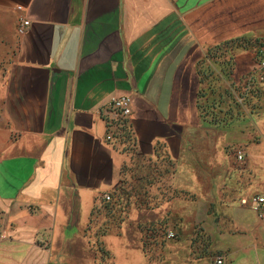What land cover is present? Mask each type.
<instances>
[{
	"label": "crops",
	"instance_id": "crops-1",
	"mask_svg": "<svg viewBox=\"0 0 264 264\" xmlns=\"http://www.w3.org/2000/svg\"><path fill=\"white\" fill-rule=\"evenodd\" d=\"M183 12L203 46L211 37H248L246 57L259 77L252 46H264V0H0V264H96L92 220L124 167L156 155L162 142L179 159L193 95L187 73L176 91L178 44L164 41L162 21ZM262 89L256 120L264 118ZM114 95L134 98V153L105 141ZM263 123L251 149L264 147ZM262 158L249 167L261 191ZM230 212L231 221L201 224L199 241L213 255L186 237L166 251L169 264H264V221L249 206ZM102 244L124 251L113 236ZM130 251L128 264H142L140 249Z\"/></svg>",
	"mask_w": 264,
	"mask_h": 264
},
{
	"label": "rangeland",
	"instance_id": "rangeland-1",
	"mask_svg": "<svg viewBox=\"0 0 264 264\" xmlns=\"http://www.w3.org/2000/svg\"><path fill=\"white\" fill-rule=\"evenodd\" d=\"M180 15L177 22L162 21V37L167 45L178 44L173 59L179 81L176 91L185 90L184 74L189 75L194 113L184 127L191 128L185 133L187 147L175 159L162 142L156 155L136 156L135 162L124 167L121 184L112 195L114 203L104 206L92 220L88 235L97 241L92 248L101 257L96 264H128L135 254L130 250L138 248L142 264H169L166 251L179 250L184 246L179 244L192 236L200 253L213 255L211 245L203 247L199 241L201 224L231 221L233 207L264 194L249 168L252 160L264 156V147L251 149L253 138L258 140L254 130L264 120L254 116L261 108L264 83L253 75L256 66L246 57L249 38L240 43L232 37H211L206 42L209 47L203 46L189 30L185 12ZM263 47L252 46V57L259 64ZM239 150L246 155L243 163L236 159ZM170 233L175 237L169 238ZM105 236L121 242L124 251L116 255L107 250L102 244ZM125 236L130 243L122 241Z\"/></svg>",
	"mask_w": 264,
	"mask_h": 264
},
{
	"label": "built area",
	"instance_id": "built-area-1",
	"mask_svg": "<svg viewBox=\"0 0 264 264\" xmlns=\"http://www.w3.org/2000/svg\"><path fill=\"white\" fill-rule=\"evenodd\" d=\"M29 22L25 21L19 27V33L25 34ZM260 74L259 81L264 83V47L260 53ZM252 79V78H251ZM105 120L107 125V134L105 141L113 148L121 151L134 153L136 147V131L134 124V98L131 95H114L109 99L106 106ZM236 159L243 163L246 155L243 151L236 152ZM114 198L112 194H105L102 198V204H113ZM242 205L249 206L256 214L257 218L264 221V194L257 195L251 200L244 199ZM175 234L170 233L169 238H174ZM218 264H222L223 260L218 259Z\"/></svg>",
	"mask_w": 264,
	"mask_h": 264
}]
</instances>
